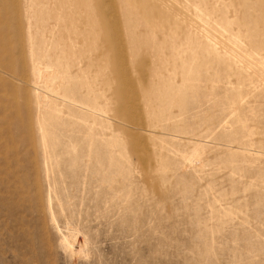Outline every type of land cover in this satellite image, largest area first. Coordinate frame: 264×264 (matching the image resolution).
<instances>
[{
	"label": "rangeland",
	"instance_id": "374dc122",
	"mask_svg": "<svg viewBox=\"0 0 264 264\" xmlns=\"http://www.w3.org/2000/svg\"><path fill=\"white\" fill-rule=\"evenodd\" d=\"M0 264H264V0H0Z\"/></svg>",
	"mask_w": 264,
	"mask_h": 264
},
{
	"label": "bare ground",
	"instance_id": "6f19581e",
	"mask_svg": "<svg viewBox=\"0 0 264 264\" xmlns=\"http://www.w3.org/2000/svg\"><path fill=\"white\" fill-rule=\"evenodd\" d=\"M55 75H53L54 77ZM56 78V77H55ZM60 78V77H59ZM41 80V79H40ZM60 82V79L58 80ZM39 82V81H38ZM55 82V81H54ZM56 83V82H55ZM59 84V83H58ZM61 84V83H60ZM55 86V85H54ZM56 89V88H53ZM75 236L73 234H68V236L61 237L60 247L66 250H72V242L74 241Z\"/></svg>",
	"mask_w": 264,
	"mask_h": 264
}]
</instances>
